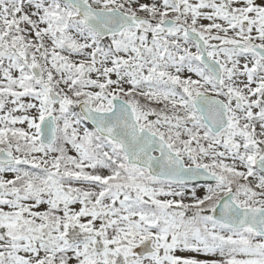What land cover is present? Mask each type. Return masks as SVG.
Segmentation results:
<instances>
[{"label":"snow or ice","instance_id":"snow-or-ice-1","mask_svg":"<svg viewBox=\"0 0 264 264\" xmlns=\"http://www.w3.org/2000/svg\"><path fill=\"white\" fill-rule=\"evenodd\" d=\"M0 264H264V0H0Z\"/></svg>","mask_w":264,"mask_h":264},{"label":"rangeland","instance_id":"rangeland-1","mask_svg":"<svg viewBox=\"0 0 264 264\" xmlns=\"http://www.w3.org/2000/svg\"><path fill=\"white\" fill-rule=\"evenodd\" d=\"M113 78H115V77H113ZM193 78L195 79L196 77L193 76ZM90 90H97V89H90ZM152 106L153 107H163V104L161 103V104L157 105V104L153 103ZM76 111H79V109L77 108ZM150 119H155V117L154 116H151ZM18 126H22V127H25L26 128V125H18ZM226 162L230 163L231 161H226ZM198 194L202 195V192H200ZM209 214H211V213H209Z\"/></svg>","mask_w":264,"mask_h":264},{"label":"water","instance_id":"water-1","mask_svg":"<svg viewBox=\"0 0 264 264\" xmlns=\"http://www.w3.org/2000/svg\"><path fill=\"white\" fill-rule=\"evenodd\" d=\"M158 154V153H157ZM218 214V213H217Z\"/></svg>","mask_w":264,"mask_h":264}]
</instances>
